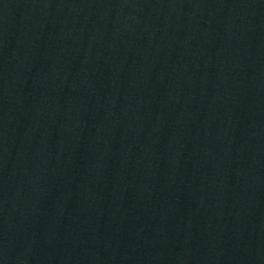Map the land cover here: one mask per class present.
<instances>
[{
    "label": "water",
    "instance_id": "95a60500",
    "mask_svg": "<svg viewBox=\"0 0 264 264\" xmlns=\"http://www.w3.org/2000/svg\"><path fill=\"white\" fill-rule=\"evenodd\" d=\"M0 264H264V0H0Z\"/></svg>",
    "mask_w": 264,
    "mask_h": 264
}]
</instances>
